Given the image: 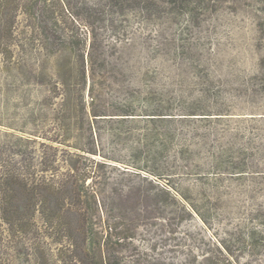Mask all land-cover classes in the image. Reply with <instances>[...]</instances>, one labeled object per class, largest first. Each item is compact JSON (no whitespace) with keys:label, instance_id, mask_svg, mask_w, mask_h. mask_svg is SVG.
<instances>
[{"label":"rangeland","instance_id":"1","mask_svg":"<svg viewBox=\"0 0 264 264\" xmlns=\"http://www.w3.org/2000/svg\"><path fill=\"white\" fill-rule=\"evenodd\" d=\"M118 2L0 0V264H264V0ZM83 6L121 69L110 112L144 101L92 153L41 42ZM107 223L132 238L111 248Z\"/></svg>","mask_w":264,"mask_h":264},{"label":"trees","instance_id":"2","mask_svg":"<svg viewBox=\"0 0 264 264\" xmlns=\"http://www.w3.org/2000/svg\"><path fill=\"white\" fill-rule=\"evenodd\" d=\"M136 3L138 0H119L117 6L122 11L131 5L133 2ZM125 3H129L126 6ZM131 3V4H130ZM136 11V8H132ZM70 22L72 28H69L66 32L55 24L51 26L47 23L43 26L42 30L45 32V36L42 37L43 48L47 49L50 47V51L46 54L47 57L53 58L56 64L60 65V62L64 59L67 64V83L60 80V76H57L59 84L63 87L61 89V96H67V112L73 113L75 119L77 116L80 117L82 122L83 130L85 131V147L91 151L92 146L95 145L94 136L100 135V123H126L128 121L140 120L138 116V109L141 103L144 101L137 96V99L131 103L118 102L111 109L107 105V101L104 97V90H114L117 83L120 81L121 69L119 68L116 60L115 62L110 60L108 55L105 40L100 37L98 28L100 23L104 20L102 13L95 8L83 6L82 13H86V18H79L80 15H74L70 10ZM124 15V14H123ZM87 31V35L83 32ZM100 29V28H99ZM41 43V44H42ZM114 48L121 47L123 40L117 38L114 40ZM109 47L112 45L108 44ZM108 47V46H107ZM40 56L43 53H39ZM114 54H112L113 56ZM90 97V103L86 102V93ZM133 94H137L136 90ZM152 117L155 115H151ZM149 120H155V118H149ZM76 124L72 123L70 128ZM99 138V137H98ZM28 142H31L30 138H27ZM74 169H71L73 171ZM70 179L72 177L70 176ZM20 184L23 192H29V183L25 179H20ZM92 194L97 196L96 190L93 189ZM72 199L80 204L81 194L72 192ZM161 209V210H158ZM104 212V210H102ZM154 218L162 221L164 229H171L175 225L178 217L174 212H168L166 206L157 208ZM159 211V213L157 212ZM25 220V219H24ZM29 220V219H28ZM31 220V218H30ZM28 225L31 221L27 222ZM26 225V224H25ZM108 230L112 231L110 236L107 237L106 242L108 246L114 248L116 246H122L123 242L132 236L127 232L128 229L122 230V232H116L119 229L117 224L107 223ZM23 235H27V229L23 232ZM23 239L28 241L30 239L27 236H23ZM107 264H114L112 261H108Z\"/></svg>","mask_w":264,"mask_h":264}]
</instances>
